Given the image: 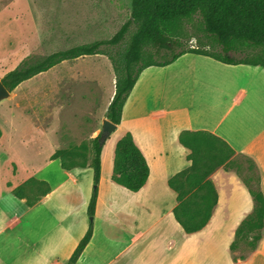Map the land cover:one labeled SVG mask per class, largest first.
Segmentation results:
<instances>
[{
	"label": "crops",
	"instance_id": "crops-1",
	"mask_svg": "<svg viewBox=\"0 0 264 264\" xmlns=\"http://www.w3.org/2000/svg\"><path fill=\"white\" fill-rule=\"evenodd\" d=\"M119 129L115 150L130 133L147 161L149 178L140 191L132 192L113 180L114 171L104 178L102 168L93 236L76 264H95L107 242L112 254L98 264H264V229L246 260H235L231 250L238 228L254 211L249 189L237 174L221 167L209 177L218 204L208 225L193 234L177 222V193L169 186L171 178L192 165L181 135L209 132L253 161L264 194L263 67L227 65L196 54L183 55L166 67H149L128 97ZM55 161L60 162L59 181L34 175L51 188L34 206L15 197L8 185L0 192V264H61L70 260L88 232L94 171L89 166L66 170L60 159L51 163ZM103 186L110 197L103 195ZM101 206L104 214L102 210L98 217ZM58 211L64 213L63 220ZM56 229L61 235L47 240ZM99 230L98 240L104 244L87 262ZM39 237L45 246L34 241Z\"/></svg>",
	"mask_w": 264,
	"mask_h": 264
},
{
	"label": "rangeland",
	"instance_id": "rangeland-1",
	"mask_svg": "<svg viewBox=\"0 0 264 264\" xmlns=\"http://www.w3.org/2000/svg\"><path fill=\"white\" fill-rule=\"evenodd\" d=\"M131 3L132 0H0V81L28 58L39 59L76 46L110 40L130 19ZM134 31L135 28L121 46L103 50L118 56L128 47ZM181 40L185 49L221 51L200 31L197 19L184 24ZM255 54L256 51H246L231 56L243 59ZM116 83L117 74L108 56H86L57 65L22 83L9 98L0 100V192L8 184L20 187L33 180L34 175L50 178L53 183L59 181L60 162L51 163L53 155L83 144L91 149L93 138L101 132ZM121 133L122 129L116 130L105 140L102 168L106 179L114 171L115 143ZM87 156L89 162L90 151ZM83 161L77 159L78 164ZM225 168L245 184L256 187L259 174L249 158L231 152L227 154ZM101 189L105 198L110 197L104 186ZM31 192L30 187L26 188L25 194ZM102 210L104 214L101 206L98 217ZM57 214L64 219V213ZM94 217L89 215L90 224L94 225ZM99 225L100 218L97 229ZM99 233L100 230L91 255L84 259L87 262L92 261L88 256H94L95 249L104 244L98 240ZM37 234L35 230L32 237ZM60 235L56 229L47 240H56ZM254 235L250 241L244 239L238 244L236 257L249 255ZM41 237L34 241L39 242ZM39 244L45 246L44 242ZM105 245L107 249L95 264L111 256L109 242Z\"/></svg>",
	"mask_w": 264,
	"mask_h": 264
},
{
	"label": "trees",
	"instance_id": "trees-1",
	"mask_svg": "<svg viewBox=\"0 0 264 264\" xmlns=\"http://www.w3.org/2000/svg\"><path fill=\"white\" fill-rule=\"evenodd\" d=\"M197 19L200 31L211 40L213 46L220 47L218 53H208L199 48L185 49L181 37L184 24ZM125 51L118 56L107 54L103 48L121 46L130 35ZM256 51L252 57L236 59L234 53ZM186 54L210 57L227 65H251L264 68V0H132L131 17L110 40L96 41L55 52L39 59L28 58L22 65L9 72L1 82L10 91L22 83L45 73L65 61L81 57L106 55L117 74L116 92L108 107L106 118L115 125L122 122L123 108L139 77L149 67H166ZM180 141L191 151L188 159L191 167L169 180V186L177 193L178 205L174 216L187 234L203 230L210 222L218 204V194L209 177L219 168H225L227 154L234 152L222 140L209 132H185ZM105 140L102 134L92 140V147L86 144L57 151L52 160L60 159L66 170L90 167L94 171V184L88 213L95 215L98 185L101 179V156ZM90 151V163L87 154ZM84 161L78 164L77 159ZM228 171V170H227ZM149 166L130 133L117 143L113 180L132 192L140 191L149 178ZM247 185V184H246ZM12 188L18 199H25L28 206H34L51 188L45 181L36 179L20 187ZM31 194H25L26 188ZM254 201V211L241 224L236 239L231 245L233 253L244 239L252 238L253 253L263 238L264 194L260 178L256 187L247 185ZM93 236V224L71 256L68 264H76ZM241 255L235 260H246Z\"/></svg>",
	"mask_w": 264,
	"mask_h": 264
},
{
	"label": "water",
	"instance_id": "water-1",
	"mask_svg": "<svg viewBox=\"0 0 264 264\" xmlns=\"http://www.w3.org/2000/svg\"><path fill=\"white\" fill-rule=\"evenodd\" d=\"M10 95L11 92L0 81V100L9 98ZM116 130H117V125L113 124L107 118L103 120L101 133L104 140H107V138H109Z\"/></svg>",
	"mask_w": 264,
	"mask_h": 264
}]
</instances>
